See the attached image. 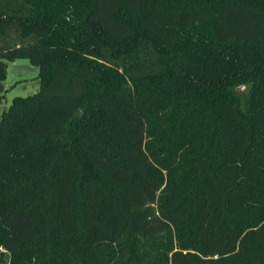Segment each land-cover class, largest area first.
<instances>
[{
	"label": "trees",
	"instance_id": "16d2710c",
	"mask_svg": "<svg viewBox=\"0 0 264 264\" xmlns=\"http://www.w3.org/2000/svg\"><path fill=\"white\" fill-rule=\"evenodd\" d=\"M17 58L0 264H264V0H0Z\"/></svg>",
	"mask_w": 264,
	"mask_h": 264
},
{
	"label": "rangeland",
	"instance_id": "374dc122",
	"mask_svg": "<svg viewBox=\"0 0 264 264\" xmlns=\"http://www.w3.org/2000/svg\"><path fill=\"white\" fill-rule=\"evenodd\" d=\"M4 85V95L0 98V116L3 110L9 107L15 96H27L40 89L38 66L33 65L28 58L9 61ZM0 251H4V249L0 248ZM3 264H9L7 254Z\"/></svg>",
	"mask_w": 264,
	"mask_h": 264
}]
</instances>
